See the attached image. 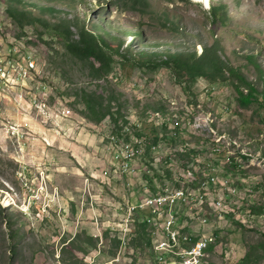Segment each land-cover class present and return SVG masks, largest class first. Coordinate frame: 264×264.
<instances>
[{
  "label": "rangeland",
  "instance_id": "374dc122",
  "mask_svg": "<svg viewBox=\"0 0 264 264\" xmlns=\"http://www.w3.org/2000/svg\"><path fill=\"white\" fill-rule=\"evenodd\" d=\"M62 25L75 38L84 27L111 44L106 77L69 55ZM13 39L39 69L26 81L14 78L25 77L17 59L2 67L0 264H156V239L150 251L139 212L129 228L126 219L151 192L146 181L171 183V167H199L197 179L213 172L230 189L226 204L239 207L213 235L206 264H244L247 255L245 264H264V106L239 100L247 84L264 91V0H2L0 52ZM214 45L221 69L194 80L149 62L199 57ZM82 91L113 97L116 123L88 120ZM145 137L139 166L149 174L142 166L138 176L117 177L113 138L137 151ZM214 201L212 187H194L187 215L201 220Z\"/></svg>",
  "mask_w": 264,
  "mask_h": 264
},
{
  "label": "built area",
  "instance_id": "2783aa9c",
  "mask_svg": "<svg viewBox=\"0 0 264 264\" xmlns=\"http://www.w3.org/2000/svg\"><path fill=\"white\" fill-rule=\"evenodd\" d=\"M23 42L13 39L10 45L0 52V77L3 64L9 62L10 59H17V70H25L23 78H16L15 72V80L26 79L27 81L28 77H33L38 73L39 64L33 63V55L26 53V49H23ZM113 140L115 141V152H113L111 163H116L117 177L138 176L142 166L146 174H149L147 166L143 164L139 166V161L146 154V137L137 139V151H128V142H120L115 138ZM151 144H154L151 146L154 153H158L160 145ZM170 171V184L160 185L157 181H146L143 189L149 191L151 187V192L148 196L133 202L132 205H139V222L147 226L150 238H155L159 244V253H153V259L156 262L206 264L211 252L215 250V244H212L213 235H216L217 229L225 228L230 216L238 215L239 207L235 208L226 204L227 196L224 195L225 193L230 195V189H227V182H220L213 172L203 173L204 178L197 179L196 174L201 173L199 167H195L193 171H185V173H178L173 167ZM194 187H212V193L219 194V202L210 206L207 212H202L201 220H193V216H188L186 198H179V191H188V196H192ZM160 190H170V198L158 201ZM155 211H162V219H155ZM173 212H180V225H175L174 229H166V219L173 218ZM248 215L250 218V210ZM194 242H201V250H194ZM165 246H180V249H187V257L163 255Z\"/></svg>",
  "mask_w": 264,
  "mask_h": 264
},
{
  "label": "trees",
  "instance_id": "16d2710c",
  "mask_svg": "<svg viewBox=\"0 0 264 264\" xmlns=\"http://www.w3.org/2000/svg\"><path fill=\"white\" fill-rule=\"evenodd\" d=\"M18 1V0H17ZM22 0H20L21 2ZM2 0H0L1 4ZM9 11L15 15H24L28 16L29 13L20 10L17 7H9ZM43 11H52V9H45ZM211 15H216V9L211 8ZM60 36L65 40L66 49L69 55L81 61L82 63L88 65L94 75L102 79L107 76V67L113 61L112 53L108 52V49H113L111 44H109L104 37L93 33L92 31L80 27V35L78 38L73 36L71 31V26H60L59 28ZM108 48V49H107ZM218 46L214 45L212 47L206 48L204 52L197 57L196 53L192 54H180V55H170L165 60L157 59V57L149 58V62L154 63V65H163L167 66L170 69L174 70H184L187 75L181 73V76L189 77L192 80L196 79L198 76L203 77L206 70L212 69L213 71H218L221 69V60L217 55ZM143 58V57H142ZM229 71L233 75H238V72L233 68H229ZM183 74V75H182ZM242 82H245L241 76H238ZM249 92L247 95L240 93L239 100L243 105L248 106L252 103L253 100L259 101L262 106H264V91L258 92L255 86L247 84ZM251 91V92H250ZM82 101L86 107V118L94 123H101L107 117L113 119L116 123L114 114L112 112L111 102L113 97L105 98L103 95H99L95 92L82 91ZM261 98V100L259 99ZM139 131V130H138ZM142 132V131H139ZM155 135L158 139L160 131L155 129ZM142 137V136H139ZM239 224V223H237ZM136 227L139 232L142 234L143 240L146 241L149 246L150 251H153V241L150 238L148 233V228L144 223L137 222ZM248 262V255L243 263Z\"/></svg>",
  "mask_w": 264,
  "mask_h": 264
},
{
  "label": "bare ground",
  "instance_id": "6f19581e",
  "mask_svg": "<svg viewBox=\"0 0 264 264\" xmlns=\"http://www.w3.org/2000/svg\"><path fill=\"white\" fill-rule=\"evenodd\" d=\"M33 63L36 64L35 62ZM128 151H133V150L130 147H128ZM203 189L207 191V189H211V187H203ZM168 192L169 193L167 196L160 198L158 197V201H165L166 199L170 198V190ZM234 194L236 196L235 191ZM179 198H186L187 205L190 202V196H188V191H179ZM214 202L216 204V202L219 201H214ZM138 212H139V205H132V207L131 206L129 207L128 217L126 219L127 228H129V223H132V221L135 219L136 213ZM155 219H162V211H155ZM175 225H180V212H173V218L166 219V229H174ZM155 243H156L154 248L155 253H159V244L157 243V241ZM215 243H216V237H212V244ZM194 250H201V242H194ZM163 255H177L178 258H186L187 249H180V246H165L163 247ZM156 264H168V262H156Z\"/></svg>",
  "mask_w": 264,
  "mask_h": 264
}]
</instances>
